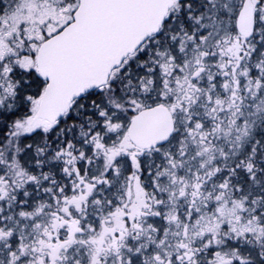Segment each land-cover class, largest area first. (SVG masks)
<instances>
[{
  "label": "snow or ice",
  "instance_id": "1",
  "mask_svg": "<svg viewBox=\"0 0 264 264\" xmlns=\"http://www.w3.org/2000/svg\"><path fill=\"white\" fill-rule=\"evenodd\" d=\"M0 264H264V0H0Z\"/></svg>",
  "mask_w": 264,
  "mask_h": 264
}]
</instances>
